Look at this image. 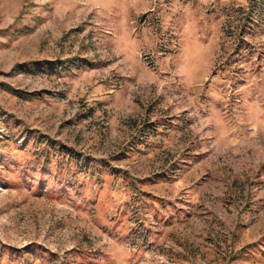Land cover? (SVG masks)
Masks as SVG:
<instances>
[{
    "label": "rangeland",
    "instance_id": "rangeland-1",
    "mask_svg": "<svg viewBox=\"0 0 264 264\" xmlns=\"http://www.w3.org/2000/svg\"><path fill=\"white\" fill-rule=\"evenodd\" d=\"M250 1L0 0V264H264Z\"/></svg>",
    "mask_w": 264,
    "mask_h": 264
},
{
    "label": "crops",
    "instance_id": "crops-1",
    "mask_svg": "<svg viewBox=\"0 0 264 264\" xmlns=\"http://www.w3.org/2000/svg\"><path fill=\"white\" fill-rule=\"evenodd\" d=\"M260 12L257 13V15H254V14L250 15L247 22H243V20H241V19L239 20V22H241L240 25H242L239 27L244 28V32L241 35V37L243 39L248 38L251 40V42H252V40L255 39V41L258 43H262L261 41H264V13H263L264 11L262 13H260ZM210 35H211V33L206 34L205 40H207ZM201 36H203V33H201ZM204 44L206 45L207 41L204 43L203 40L202 41L199 40V42L196 43V45H195V50H197L201 46H204ZM208 50H210V49H208ZM249 53H251V55H252V53H254V49H253V52L249 51ZM260 55L262 56L263 59H261L260 63L257 64V67L259 68V70L262 71V73L259 74L258 76H256L255 79H257L259 82H264V49L262 50ZM246 64H249V66H251L250 62L246 63ZM257 111H258L257 116H258V121H259L258 123L259 124H257L256 127H260L261 122H263L262 124L264 126V114H262V112H260V110H258V109H257Z\"/></svg>",
    "mask_w": 264,
    "mask_h": 264
},
{
    "label": "trees",
    "instance_id": "trees-1",
    "mask_svg": "<svg viewBox=\"0 0 264 264\" xmlns=\"http://www.w3.org/2000/svg\"><path fill=\"white\" fill-rule=\"evenodd\" d=\"M250 1V0H248ZM250 2H252V4L256 3V0H251ZM51 73H55L57 72V70L59 71L61 68V65H58L57 62H45V65H44ZM43 65H36L35 68L38 72H41L43 71V68H44ZM57 69V70H56ZM7 90L9 92H11L13 95L17 96L18 98L20 99H30L32 97V94H29V93H26V92H23L21 90H18V89H13V88H7Z\"/></svg>",
    "mask_w": 264,
    "mask_h": 264
}]
</instances>
